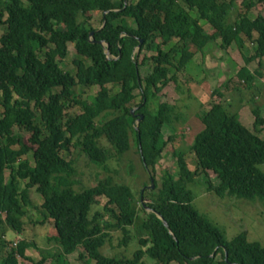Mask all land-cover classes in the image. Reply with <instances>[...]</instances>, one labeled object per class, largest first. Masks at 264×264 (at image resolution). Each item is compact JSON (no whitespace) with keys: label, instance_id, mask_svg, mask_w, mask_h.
Returning <instances> with one entry per match:
<instances>
[{"label":"trees","instance_id":"16d2710c","mask_svg":"<svg viewBox=\"0 0 264 264\" xmlns=\"http://www.w3.org/2000/svg\"><path fill=\"white\" fill-rule=\"evenodd\" d=\"M235 1L0 0V250L7 246L8 228L18 236L27 230L23 217L31 203L29 190L34 188L42 198L43 219L32 223L52 220L56 232L47 240L55 243L52 248L58 256L82 247L78 258H90L93 264H146L145 256L157 264H264V247L241 235L227 241L192 206L186 186L195 181L196 173L209 170L217 183L208 188L216 195L264 199V173L259 168L264 164V139L256 133L264 119L254 97L250 101L255 132L221 102H214L201 116L203 128L190 147L197 170L191 171L183 153L177 152L175 170H163L158 192L145 203L153 212L145 209L143 192L136 199L129 185L111 175L76 190V167L62 155L77 147L93 164L107 169L109 159L130 150L133 134L142 165L153 171L167 141L174 138L171 134L164 139L162 128L173 127L180 116L175 104L159 101V93L170 81L180 87L177 72L194 55L190 44L201 51L219 39L226 51L232 43L241 47L246 39L255 41V54L237 72L250 87L255 75L246 64L264 56V15L248 12L264 0H241L245 11L230 19ZM91 11L101 12L100 28L85 16ZM203 24L213 31L208 33ZM68 42L75 49L74 73L59 64L68 55ZM146 60L152 68L143 73ZM77 84L99 90L86 101L77 98ZM136 89L140 101L131 113L129 103ZM72 104L80 105L81 111L67 115L65 110ZM137 113L143 116L138 124ZM14 127L29 134L27 143ZM28 152L32 162L24 157ZM100 196L106 198L102 210L91 212ZM138 201L145 214L136 226L138 248L130 257L104 254L100 249L111 240L112 231L123 234L119 245L130 239L128 227L136 222ZM20 238L2 256L1 264H21L18 257L28 258L25 250L31 243ZM46 256L32 259V264H42Z\"/></svg>","mask_w":264,"mask_h":264},{"label":"rangeland","instance_id":"374dc122","mask_svg":"<svg viewBox=\"0 0 264 264\" xmlns=\"http://www.w3.org/2000/svg\"><path fill=\"white\" fill-rule=\"evenodd\" d=\"M113 1L116 4L121 2V0ZM244 11L245 7L242 6L241 0H236L233 9H231L230 19H233L238 13ZM258 13L264 15V2L257 3L248 12L251 16ZM85 16L93 27L97 28L101 25L102 17L100 11H91L86 13ZM82 18L83 16L78 15L79 20ZM127 20L129 22L131 21L130 19ZM60 27L64 29L63 24H61ZM204 29L208 33L213 31L208 24H204ZM90 32H92L93 35V31ZM207 45L214 46L209 53L204 52L203 55L200 51L196 50L193 44H190V50L194 52V55L191 61L186 65L185 69L177 72L180 87L176 88L174 82L170 81L159 93V101L175 104L180 116L179 119L173 123V127L165 125L162 128L164 139H168V136L171 134L174 135V138L167 141V144L162 151L161 158L155 165V169L152 171L150 168L146 169L142 165L139 155L136 152L133 134L130 135V150L120 157L115 155L109 159L106 162L107 169H103L101 166L93 164L88 160L85 154L79 150V148L71 146L67 151H63L62 155L68 159H72L74 162L79 179V182L73 186L76 190H80L86 186H92L99 178H102L105 175H111L115 181L129 185L132 188L136 199H138L142 191L145 198L142 200L140 198V200L143 201V203L149 202L161 186L160 176L162 175L163 170H175L177 152L183 153L184 160L191 171H194L195 169L197 170L196 159L190 147L195 136L203 128L201 116L214 102H221L223 107L225 109L227 108L226 110L228 112H236L239 107L247 104L251 114L252 103L250 100L257 95L254 103L256 102L255 104L260 106L259 103H262V96L264 97V79H260V76L254 73L257 75L254 78L255 83L250 87H247L245 86V83H242L243 79L237 77V70L245 64V59L255 54V41L252 39H246L241 47L232 43V45H230L231 48L229 53L225 55L223 60L221 58L219 60V57L223 52V50L220 49L221 47H219V39L212 43H208ZM67 47L68 55L60 60L59 64L63 70L74 73L76 68L73 63V58L75 57L73 43L68 42ZM146 53L147 55L152 54V52ZM141 60L142 55L139 56V61ZM247 64L250 65L249 69L252 70V72L258 71L261 72V74H264V56L261 58L254 57V59ZM142 67V71L145 73L151 70L152 65L146 60ZM173 72L174 69L170 68L169 75ZM107 87L113 88V90L117 89V87H114L111 84H107ZM215 88L218 89V93H212ZM54 90L57 91L58 88ZM98 90L99 86L94 85L84 86L77 84L74 87L77 98L86 101H91ZM134 94L135 98L129 103L131 108H136L140 101L139 89L134 90ZM31 106H33V103ZM1 110L2 107L0 105V111ZM244 110L246 113L249 111L247 109ZM65 111L67 112V115L75 114L81 111V107L80 105L72 104L69 105ZM35 113L37 114L36 111ZM109 116L110 115L107 117ZM251 116L254 118L253 114ZM249 118L250 121L253 119H251V117ZM137 120L138 119H136L135 122H137ZM13 131L22 136L24 142L27 143L29 134L24 129L14 127ZM252 132L255 131L253 130ZM101 141L106 145L104 140ZM31 156V152H28L24 157H27L32 162ZM259 168L264 173V164H260ZM7 175L8 170L5 171V176L7 177ZM151 175L154 177L153 187H150L152 179ZM215 183H217V179L211 171L207 170L206 173L199 171L196 173L195 181L186 185L192 193V206L198 211V213H200V215L211 222L213 226H216V228L222 232L227 241L241 235L242 238L248 242H257L260 246L264 247V199L253 198L248 200L229 195L220 197L208 188L210 184ZM29 197L31 203L27 207L26 215L23 217L25 229L27 230L22 231L18 236L14 230L8 228L4 236L7 240V246L0 250V264L2 256L6 251L10 250L13 245H16L17 241L21 239L20 236L22 238L25 237V239H28L31 243V246L25 250L28 258L25 259L18 257L21 264H32V259L37 261L43 255L47 256L44 258L45 260L42 264H93V260L90 258L84 257L82 260L78 258V255L83 251L82 247H78L73 253L68 255L58 256L59 251L52 248L55 246V243L47 240L49 235H53L54 232H56L54 231L52 220H47L43 223H32V221H40L43 219V214L40 212L42 198L34 188L29 190ZM97 199L98 203L92 206L91 212H94L95 210L101 211L102 206L106 201V198L101 196ZM141 201H138L137 203L138 216L136 222L128 227L130 239L125 244L119 245V241L123 237V234L119 230L112 231L111 240L100 249L104 254L115 255L118 257L122 255L130 257L133 251L138 248L139 233L137 232L136 226L140 221L139 217H145L144 212L140 208L142 206ZM108 217L109 214H105V218ZM32 242L34 243L35 248L32 247ZM46 248L50 251H54L51 252V254H56V256L51 257V255L46 254L44 252L47 251L45 250ZM38 250L43 251H40L39 253ZM143 261L146 264H157L147 256L143 258ZM170 264L178 263L171 262Z\"/></svg>","mask_w":264,"mask_h":264},{"label":"crops","instance_id":"0c3cea01","mask_svg":"<svg viewBox=\"0 0 264 264\" xmlns=\"http://www.w3.org/2000/svg\"><path fill=\"white\" fill-rule=\"evenodd\" d=\"M206 25V24H205ZM203 27H204V24H203ZM210 33H211V31H210ZM212 43V42H211ZM213 46L214 45H206L200 52L204 55V52H206V53H209L210 51H211V49L213 48ZM220 47V46H219ZM230 48H231V46L229 47V49L227 48V50L226 51H224L223 49H221V50H223V52H222V55L219 57V60H220V58L223 60L224 58H225V55L227 54V53H229V50H230ZM226 52V53H225ZM206 56V55H205ZM228 58V57H227ZM222 63H223V61H222ZM244 65V64H243ZM242 65V66H243ZM246 66H247V68L249 69V64H246ZM239 70V69H238ZM238 70H237V72H238ZM249 71L251 72V73H256V74H258L259 76H260V79H264V74H261V72H258V71H253L252 72V70H250L249 69ZM255 75V74H254ZM257 75H255V77H256ZM255 83V79L253 80V82H252V85ZM257 98V95L254 97V100ZM230 100V99H229ZM256 103V102H255ZM260 104V106L258 105V107H259V110H260V115L262 116V118L264 119V97L262 96V103H259ZM240 106V105H239ZM244 109H247V110H249L248 109V106H247V104H245V105H243L242 107H239L237 110H236V113H237V116H238V118H239V121L246 127V128H248L250 131H253L254 129H253V127H252V125H253V117L251 116L252 115V113L250 114V110L248 111L249 112V116H248V112L246 113V111L244 110ZM249 117H251V121L249 120L250 118ZM250 126H251V128H250ZM260 128L261 129H259L260 131L259 132H257V134H258V136L260 137V138H262V139H264V123H263V125H261L260 126ZM26 253V252H25ZM27 254V253H26Z\"/></svg>","mask_w":264,"mask_h":264},{"label":"water","instance_id":"95a60500","mask_svg":"<svg viewBox=\"0 0 264 264\" xmlns=\"http://www.w3.org/2000/svg\"><path fill=\"white\" fill-rule=\"evenodd\" d=\"M105 13V12H104ZM103 23H104V21H103ZM102 23V24H103ZM101 27V26H100ZM90 35H92V32H90ZM97 42H99L100 44H102V45H104V42L103 41H97ZM141 40H139V45L137 46V49H139V47H140V44H141ZM106 53H108V50L106 51ZM136 108H132L131 109V113H133L134 112V110H135ZM136 115H138V117H137V122H136V124H138L139 122H140V120L142 119V114H136ZM141 151V150H140ZM150 187H153V179H151V182H150ZM141 193H142V191H141ZM144 205V207H145V209L147 210V211H152L153 212V210H151V209H149L148 207H147V205L144 203L143 204ZM155 214H156V216L158 217V218H160L161 219V221H162V223L167 227V223H166V221L162 218V216L158 213V212H155ZM213 254V253H212Z\"/></svg>","mask_w":264,"mask_h":264},{"label":"flooded vegetation","instance_id":"af4514ba","mask_svg":"<svg viewBox=\"0 0 264 264\" xmlns=\"http://www.w3.org/2000/svg\"><path fill=\"white\" fill-rule=\"evenodd\" d=\"M214 255V252H213V254L211 253V256H213Z\"/></svg>","mask_w":264,"mask_h":264}]
</instances>
